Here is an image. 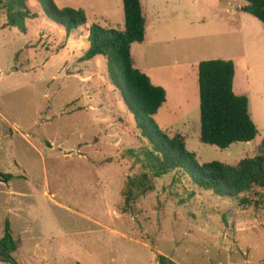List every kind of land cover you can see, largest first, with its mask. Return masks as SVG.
I'll return each instance as SVG.
<instances>
[{"label":"rangeland","instance_id":"rangeland-1","mask_svg":"<svg viewBox=\"0 0 264 264\" xmlns=\"http://www.w3.org/2000/svg\"><path fill=\"white\" fill-rule=\"evenodd\" d=\"M55 2L85 11L87 24L72 32L81 40L93 24L125 28L122 0ZM231 3L184 0L185 14L194 15V31L216 50L208 60L235 61L256 138L225 150L202 143L199 93L197 104L172 100L154 117L170 137H183L200 164L236 165L255 157L264 138V26L249 13L230 19ZM28 7L37 19L27 20L24 34L4 27L0 3V175L12 176L7 182L0 176V239L9 222L19 243L13 254L17 263L162 264L164 257L167 264H264L262 190L241 195L249 201L243 205L172 172L150 177L154 190L126 205L129 178L144 172L128 151L144 148L146 141L109 78L107 61L71 53L63 55L64 67L58 53L64 54L67 35L39 20L44 13L36 0ZM186 27L178 21L156 30L182 35ZM37 28L48 34L42 36L44 45ZM173 47L169 39L164 46L135 48L134 65L173 89L184 86L175 77H188L189 71L184 57L171 53ZM3 257L0 252V264H11Z\"/></svg>","mask_w":264,"mask_h":264},{"label":"trees","instance_id":"trees-1","mask_svg":"<svg viewBox=\"0 0 264 264\" xmlns=\"http://www.w3.org/2000/svg\"><path fill=\"white\" fill-rule=\"evenodd\" d=\"M29 0H0L4 11L5 28H17L27 33V20L36 19L28 7ZM47 20L70 34L87 24L84 10L70 7L60 8L55 0H36ZM243 8L257 18L264 26V0H244ZM125 16L124 30L107 29L98 24L89 28V49L84 60L97 56L104 57L109 78L120 92L122 100L134 119L136 129L146 146L139 150H129L128 154L142 164L144 172L129 178L125 191L126 205L154 190L152 178H161L172 172L189 177L192 183L205 191H211L223 199H240L249 203L241 195L255 189L264 191V138L258 154L245 158L236 165L213 161L200 164L196 154L188 151L181 135L170 137L155 121V115L166 102V91L152 84L150 78L134 67L131 45L142 43L146 35V19L140 0H122ZM235 65L232 60H206L199 64L200 96V140L204 144L222 150L235 143L252 142L258 130L249 113V100L234 92ZM10 181V174H1ZM19 249L9 222L5 225V235L0 239L3 261L18 264L13 254ZM162 264H167L160 257Z\"/></svg>","mask_w":264,"mask_h":264},{"label":"crops","instance_id":"crops-1","mask_svg":"<svg viewBox=\"0 0 264 264\" xmlns=\"http://www.w3.org/2000/svg\"><path fill=\"white\" fill-rule=\"evenodd\" d=\"M140 1L142 5L143 15L146 19V35L144 42L134 43L131 45V56L133 59V63L135 64V57H134L135 48L144 51L146 47L159 46L162 44L164 46L169 39H172V41L175 42V47L172 48L173 50H171V53L179 57H184L183 64L186 67V69L189 71L188 77H184L183 74L178 77L175 75L176 76L175 79L181 84L184 83V86L182 85L179 87L176 86V89H173L168 85V83L164 79H161L159 77L153 78L151 74L147 73L146 70L143 68H140V71L146 73V75L150 78L153 85L165 89L166 102L160 109H162L164 106H167V104L172 100L177 104L180 103L182 104L185 103L187 105H189L190 103L197 104L198 103L197 94L199 93V64L202 61H206L210 59L207 58V55L215 53L216 50H211L205 44L202 43V40H205L206 43V36L203 35L201 31H197V33L194 31V26H193L195 23L194 15L185 14L188 13L189 7L184 6V0H140ZM177 1L180 2L181 4L179 5L180 10L177 6L178 4H176ZM246 5L247 3L245 1L232 0V3L230 5L232 7V13L230 11L228 12L231 15L230 19H232L237 15H239L238 18L241 19V17L245 13H247L243 11V8ZM179 13L180 16L178 17ZM39 20H42V22H44L46 26H48L47 27L48 30L51 28V26L53 27L56 26L52 22L48 21L45 15L41 17ZM178 21L185 22L187 26L185 32L182 35L181 33H178L175 29H172V31L170 32V36H167V34L161 32L165 30H156L157 27H161L164 24H170ZM231 22L234 23L233 21ZM124 24H125V16H124ZM198 24H202L201 21H198ZM58 29L60 34L65 33L64 30L60 28ZM35 35L39 38L38 42L42 43L43 41L42 45H44L45 39H42V36L44 38V36L46 35L48 36V34L46 33L45 35V33L41 32L40 28H37ZM88 36L89 34L85 37V40H81L77 35L75 36L72 33L70 34L69 37L66 36V42L63 43L64 47L61 48V52H64V54L58 53V55H60V61L63 62L64 67H66L67 63H66V58L63 57V55L65 56L66 54L72 53L73 56H76L75 58L77 59L79 58V54L80 56H83L82 53L83 52L86 53L88 51L89 49ZM41 39L42 41H40ZM79 46H82V50L80 49L81 47ZM167 46L169 45L167 44ZM77 48H79V51ZM46 50L49 51V49ZM153 54H155V52H153ZM214 57H216V58H212L214 60L215 59L226 60L224 58H217L218 56H214ZM95 58H93L92 60H94ZM227 60H232V59L227 58ZM232 61L234 62L235 65L234 92L238 96L248 97L246 90L242 89L240 86L239 83L240 80L238 79V71H237L236 63L234 60ZM134 67L136 68L135 65ZM189 76H191V78H189ZM190 87L193 88L191 94H190L191 91ZM199 100H200V96H199ZM249 108H250V100H249ZM249 113H250V109H249ZM5 182H7V180Z\"/></svg>","mask_w":264,"mask_h":264}]
</instances>
